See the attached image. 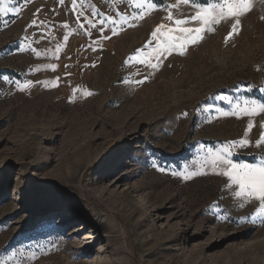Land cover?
<instances>
[{"label":"rangeland","instance_id":"374dc122","mask_svg":"<svg viewBox=\"0 0 264 264\" xmlns=\"http://www.w3.org/2000/svg\"><path fill=\"white\" fill-rule=\"evenodd\" d=\"M216 2L0 4V264H264L259 202L206 159L264 160V0L154 51Z\"/></svg>","mask_w":264,"mask_h":264},{"label":"snow or ice","instance_id":"6c2138e0","mask_svg":"<svg viewBox=\"0 0 264 264\" xmlns=\"http://www.w3.org/2000/svg\"><path fill=\"white\" fill-rule=\"evenodd\" d=\"M4 0H0V4H3ZM63 2V0H61ZM147 3V0H145ZM76 0H73V4L75 5ZM184 4L194 3V0H183ZM143 5H137V7H142ZM151 6V5H149ZM253 7V0H217L215 4L208 5V9L214 10L219 8L220 11L216 16L212 15L211 11L197 12L194 16L190 17L192 20L199 21L202 27L196 28H181L179 32L181 35L167 36L163 45L154 49L158 56H162L163 53L171 52L176 50L177 48H181L183 46L182 43H178L183 40L184 42L195 44L198 40L202 39L201 33L204 31H213L211 25L219 24L221 20H226L228 18H235L234 23L232 24V32L229 33L227 38H231V35L237 33L238 26L241 23L240 17L248 13ZM6 7H0V13L6 12ZM97 15H99L97 13ZM264 18V17H262ZM169 20H172V15L169 13ZM121 20L124 21V17H121ZM186 20H175L174 23L176 25H181L186 23ZM88 23L94 26L91 20ZM101 25H103V20L101 21ZM163 25H160L156 28L153 33V37H159L164 35L162 32ZM102 30V29H101ZM113 34L116 33L115 27L112 29ZM57 51L59 49L57 48ZM135 57L130 58L134 59ZM155 59V58H153ZM127 63V61H126ZM149 67L155 68L158 66V61L153 64L151 61H146ZM220 99H225V97H220ZM231 104V101H228ZM239 107V105H237ZM247 111V108L243 109ZM261 111H264V107H261ZM185 116L187 113L184 114ZM252 125L249 124V128L251 129ZM249 141L242 140L240 141L241 145L248 144ZM256 146L261 147L264 145V133H261L260 138L256 140ZM232 146H235V142ZM230 148L225 147V154H217L212 156L211 150H209L208 157L206 159H210L213 170H215L218 163H223L227 165V167L220 173L219 175H223L230 182L231 186L234 187L235 196L236 197H246L249 200H254L259 202V214L252 218V223L260 224L264 223V160H261L258 164H238L233 163L230 159Z\"/></svg>","mask_w":264,"mask_h":264},{"label":"bare ground","instance_id":"6f19581e","mask_svg":"<svg viewBox=\"0 0 264 264\" xmlns=\"http://www.w3.org/2000/svg\"><path fill=\"white\" fill-rule=\"evenodd\" d=\"M73 233H76V232H73ZM106 237H109V236L106 235Z\"/></svg>","mask_w":264,"mask_h":264}]
</instances>
